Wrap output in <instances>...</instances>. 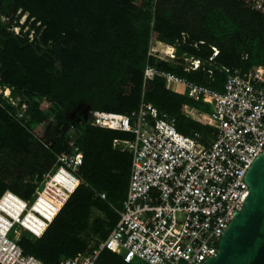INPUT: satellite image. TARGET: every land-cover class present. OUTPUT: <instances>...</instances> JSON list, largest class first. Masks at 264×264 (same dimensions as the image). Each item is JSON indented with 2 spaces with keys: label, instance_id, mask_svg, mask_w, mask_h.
<instances>
[{
  "label": "trees",
  "instance_id": "1",
  "mask_svg": "<svg viewBox=\"0 0 264 264\" xmlns=\"http://www.w3.org/2000/svg\"><path fill=\"white\" fill-rule=\"evenodd\" d=\"M23 13L30 19L28 29L14 33L12 21ZM1 16L0 196L11 190L31 199L35 181L51 168L55 154L72 152L70 140L82 152L80 171L89 185L76 187L40 237L21 234L23 253L46 264L105 239L126 194L132 153L120 143L133 135L92 125L90 110L125 113L141 101L151 102L176 118L178 131H207V125L183 110L208 112L209 104L166 88L160 76L145 78L144 68L151 65L221 89L226 77L222 66L264 67V16L244 0H0ZM153 39V49L172 54L175 47L179 57L168 61L149 53ZM212 47L218 52L208 61ZM183 56L199 58L203 65L186 70ZM5 88L18 98L16 106L3 97ZM43 99L68 127L50 144L35 139L30 130ZM21 105L26 107L17 117ZM65 111H73L69 119ZM91 236L97 239L93 245ZM98 262L147 264L125 262L107 249Z\"/></svg>",
  "mask_w": 264,
  "mask_h": 264
},
{
  "label": "built area",
  "instance_id": "2",
  "mask_svg": "<svg viewBox=\"0 0 264 264\" xmlns=\"http://www.w3.org/2000/svg\"><path fill=\"white\" fill-rule=\"evenodd\" d=\"M244 1L264 16V0ZM212 49L208 61L218 52ZM155 52L149 51L157 56ZM168 55L179 57L175 47ZM183 59L186 70L203 65L199 58ZM222 68L226 77L221 89L151 65L144 68L145 78L160 76L166 88L174 91L181 86L188 97L209 104L208 112L194 107L183 110L207 125V131H178L176 118L151 102L141 101L125 113L89 111L92 125L133 135V140L120 143L132 153L126 194L115 208L118 219L105 239L54 264H100L103 249L121 255L125 262L147 264H200L216 253L221 234L247 194L246 171L264 152V67ZM9 92L3 90V97L16 106L18 98ZM24 108L21 105L14 115L20 117ZM70 129H75L73 122ZM82 160L73 142L72 152L56 153L51 168L35 181L31 199L11 190L2 193L0 264H46L23 253L18 240L23 232L33 239L40 237L76 187L89 186L80 171ZM93 191L105 198L103 192Z\"/></svg>",
  "mask_w": 264,
  "mask_h": 264
},
{
  "label": "water",
  "instance_id": "3",
  "mask_svg": "<svg viewBox=\"0 0 264 264\" xmlns=\"http://www.w3.org/2000/svg\"><path fill=\"white\" fill-rule=\"evenodd\" d=\"M247 194L221 234L217 251L200 264H264V152L245 174Z\"/></svg>",
  "mask_w": 264,
  "mask_h": 264
},
{
  "label": "rangeland",
  "instance_id": "4",
  "mask_svg": "<svg viewBox=\"0 0 264 264\" xmlns=\"http://www.w3.org/2000/svg\"><path fill=\"white\" fill-rule=\"evenodd\" d=\"M14 17H16V15H14ZM0 19L3 21L5 18L1 16ZM29 23H30V19H27V14L23 13V14H20L17 19H14L12 21V24H11L12 26L10 27V29L13 30L14 33H18L20 29L22 31H25L28 29ZM152 45H153V42L151 41L149 51L153 49ZM154 54H157V56H159V58L163 60H168V61L176 60V59H172L168 55V52L164 54L160 51H156ZM184 65H187V62L185 60H184ZM6 89L8 88L4 89L5 93L10 91L8 89V91L6 92ZM183 94H185V89H184ZM39 111H40L39 117L36 120L33 119V123L30 126V130L33 133L35 139L40 140L41 142L43 141V142H46L47 144H50L51 141H54L57 136L61 135L68 128L67 122L66 121L61 122L56 117V114H57L56 109L53 107L51 102L47 99L40 100ZM72 112L65 111L64 112L65 117L69 119V117L72 116ZM68 130H69L68 137L71 138L72 129L69 128ZM71 144H72V141L70 140V145ZM96 241L97 239L95 237H92V236L90 237V240H89L90 245H93Z\"/></svg>",
  "mask_w": 264,
  "mask_h": 264
},
{
  "label": "crops",
  "instance_id": "5",
  "mask_svg": "<svg viewBox=\"0 0 264 264\" xmlns=\"http://www.w3.org/2000/svg\"><path fill=\"white\" fill-rule=\"evenodd\" d=\"M154 41V39L152 40V42ZM174 91L175 92H179V93H182L181 91H182V87L181 86H178V85H176L175 87H174Z\"/></svg>",
  "mask_w": 264,
  "mask_h": 264
},
{
  "label": "bare ground",
  "instance_id": "6",
  "mask_svg": "<svg viewBox=\"0 0 264 264\" xmlns=\"http://www.w3.org/2000/svg\"><path fill=\"white\" fill-rule=\"evenodd\" d=\"M153 50H155V49H153ZM155 51H160V52H162V53H164V54H166V52H168V54H170L169 53V51H167L166 49H158V50H155ZM10 191V190H9ZM13 193V192H12ZM16 195V194H15ZM18 196V195H17Z\"/></svg>",
  "mask_w": 264,
  "mask_h": 264
}]
</instances>
